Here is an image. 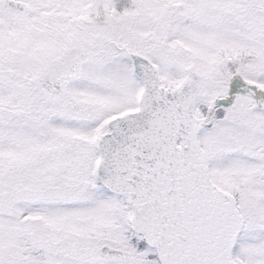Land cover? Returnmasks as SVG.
<instances>
[{
  "label": "rangeland",
  "instance_id": "1",
  "mask_svg": "<svg viewBox=\"0 0 264 264\" xmlns=\"http://www.w3.org/2000/svg\"><path fill=\"white\" fill-rule=\"evenodd\" d=\"M98 1L103 7V0ZM152 1L114 0L122 8L117 11L105 0L103 13L87 0H26L42 7L46 18L56 16L61 25L76 26L77 40L67 43L70 32L63 39L66 59L82 51L87 57L60 97H50L37 84L23 87L0 77V243L5 257L15 240L21 243L19 235L14 237L21 231L19 224H28L25 233L36 252L35 264H104L99 255L104 245L133 251L131 264H158L152 249L140 253L127 247L130 206L98 186L94 173L100 129L109 119L136 110L141 99V85L125 49L149 56L166 86L179 84L186 66L195 65L204 77L200 98L210 100L216 92L207 90L208 78L264 71V45L260 29L239 23L242 15L244 26L257 21L254 13L242 12L241 0H154L155 6ZM129 4L134 8L123 11ZM99 22L108 25L107 31L96 29L105 33L102 37L94 32ZM80 30L94 33L95 40ZM101 44L122 51L99 59L93 53ZM76 102L79 106L73 109ZM47 108L59 114L43 118ZM248 208L236 261L264 264V232L253 229L264 222V212L254 210L260 208L257 203ZM60 241L70 252L68 258L56 256Z\"/></svg>",
  "mask_w": 264,
  "mask_h": 264
},
{
  "label": "water",
  "instance_id": "2",
  "mask_svg": "<svg viewBox=\"0 0 264 264\" xmlns=\"http://www.w3.org/2000/svg\"><path fill=\"white\" fill-rule=\"evenodd\" d=\"M131 56L144 85L140 108L113 120L112 132L100 138V180L128 199L132 226L156 249L161 264H236L233 252L244 221L234 197L209 178L198 137L206 125L195 115L200 75L189 66L181 84L165 88L152 63ZM45 85L52 94L61 92ZM234 91L228 100L214 99L211 109L233 103ZM255 99L261 105L264 91ZM101 254L108 262L130 260L107 246Z\"/></svg>",
  "mask_w": 264,
  "mask_h": 264
},
{
  "label": "flooded vegetation",
  "instance_id": "3",
  "mask_svg": "<svg viewBox=\"0 0 264 264\" xmlns=\"http://www.w3.org/2000/svg\"><path fill=\"white\" fill-rule=\"evenodd\" d=\"M90 1L88 4L95 6L98 11H101L100 8L105 6V0H103V7L98 0ZM11 2H14L16 8H20L16 9L11 5ZM109 5H112L111 8L114 10L120 9L114 5L113 0H109ZM134 6L131 7L134 8ZM136 8H139L138 2ZM241 10L254 13L257 21L252 26L248 23L247 27L258 28L262 31L263 40H260V44L264 45V0H241ZM43 11L42 7H34V4L30 5L26 0H0V77L8 83L13 82L23 87L24 82L29 87L32 84L35 86L37 84V88L48 91L42 84L43 80L61 82L65 72L71 69L75 55H71L69 59L65 58L62 53L64 39L62 31L65 28L63 29L59 23V17L54 16L48 19ZM144 12L147 13V10ZM241 20L245 24L247 23L245 22L246 17L243 15ZM102 22L96 23L99 26L94 25L95 33L99 34L96 31L97 28L106 29L108 26ZM67 31L70 32V38L75 36L71 29L66 30L65 33ZM88 33L91 38H96L94 33L90 31ZM99 35L102 37L105 33ZM111 47L101 44L96 47L99 50L94 54H97L98 58H104L108 54L115 53L109 49ZM85 56H87L86 53ZM85 58L79 62L81 68ZM77 75L73 74L70 80L63 81V90L68 89V83L74 80ZM212 78L206 80L207 90L216 92V94L212 99L204 100L200 98L203 94L204 77H200L196 115L202 120L207 119L203 121L207 127L202 128L199 133L200 143L211 179L217 187L234 195L238 208L246 221L248 216L246 211H250L248 205L253 204L254 206L257 203L260 208L254 210L264 212V102L259 106L254 97L256 91H264V71L216 75ZM234 88L238 90V94L234 98L233 104L217 105L211 109V102L214 98L217 96L228 97ZM39 89L36 92H42ZM29 92L31 93V89L28 90ZM54 96L59 97L60 95ZM207 112L211 114L208 118ZM21 188L25 192L27 191L26 187ZM26 197L27 195L24 198L26 199ZM254 200H256L255 204ZM15 219L8 218L9 221L16 222ZM73 220L71 218L70 222L73 223ZM262 220L264 221V217ZM19 225L22 226L20 227L22 232L17 229L14 237L19 235L21 243H17L18 239L15 240V243L10 246L11 254L7 257L2 253L0 243V264H35L36 252L25 233L29 230L27 228L29 225ZM253 229L264 232V222L261 226L256 225ZM126 237H128L127 244L130 246H127L128 248L132 247L135 252H145L146 244L143 237L132 229L126 233ZM56 247L57 258L70 256V252L61 241ZM60 249L67 253H59ZM122 250L130 253V260L126 263L116 261L113 264H131L133 262L134 252L127 248Z\"/></svg>",
  "mask_w": 264,
  "mask_h": 264
}]
</instances>
